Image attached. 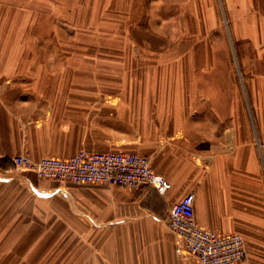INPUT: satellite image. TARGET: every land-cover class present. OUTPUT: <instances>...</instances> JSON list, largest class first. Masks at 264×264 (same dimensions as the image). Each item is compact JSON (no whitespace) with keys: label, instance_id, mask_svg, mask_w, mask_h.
Returning a JSON list of instances; mask_svg holds the SVG:
<instances>
[{"label":"crops","instance_id":"crops-1","mask_svg":"<svg viewBox=\"0 0 264 264\" xmlns=\"http://www.w3.org/2000/svg\"><path fill=\"white\" fill-rule=\"evenodd\" d=\"M131 1H93L111 32L85 47L78 0L65 19L63 0H0V264H197L167 223L187 191L200 226L243 237L239 264H264V0H221L237 66L202 38L132 48ZM80 149L146 155L171 187L41 178L11 158Z\"/></svg>","mask_w":264,"mask_h":264},{"label":"built area","instance_id":"built-area-1","mask_svg":"<svg viewBox=\"0 0 264 264\" xmlns=\"http://www.w3.org/2000/svg\"><path fill=\"white\" fill-rule=\"evenodd\" d=\"M11 158L16 167L31 170L41 178L126 188L147 183L160 193L171 187L163 174L152 169L149 158L136 152L80 149L67 156L45 154L33 159L27 150H22ZM167 223L197 264H239L246 257L244 239L238 232H218L196 222L192 191L171 205Z\"/></svg>","mask_w":264,"mask_h":264},{"label":"rangeland","instance_id":"rangeland-1","mask_svg":"<svg viewBox=\"0 0 264 264\" xmlns=\"http://www.w3.org/2000/svg\"><path fill=\"white\" fill-rule=\"evenodd\" d=\"M93 1L95 0H78L77 9L73 11L70 0H63L62 5L61 16L65 19L72 11V16L77 21L75 28L83 38L80 44L85 47L87 45L85 38L94 35L95 44H98V40L111 32L109 26L104 27L103 22H97V19L101 18V13L93 9ZM131 2L129 11L134 18L132 24L122 26V29L126 35L135 40L128 43L132 48L153 53H161L168 49L177 52L189 47L198 48L200 44L198 39L202 38L206 40L208 50L216 51L219 56L217 59L221 64L237 66L221 0H207V3H204V0H132ZM207 21L208 24L205 23ZM172 34L175 38L174 42L170 39ZM166 59L164 57L160 61Z\"/></svg>","mask_w":264,"mask_h":264}]
</instances>
